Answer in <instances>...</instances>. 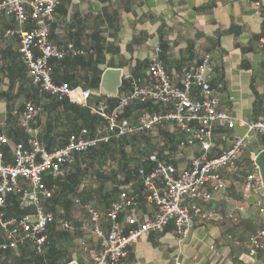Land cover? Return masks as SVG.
Listing matches in <instances>:
<instances>
[{"label":"crops","instance_id":"obj_1","mask_svg":"<svg viewBox=\"0 0 264 264\" xmlns=\"http://www.w3.org/2000/svg\"><path fill=\"white\" fill-rule=\"evenodd\" d=\"M59 1L51 24L50 42L56 49L66 51L67 56L51 63L55 83L68 84L73 90L70 97H52L32 83L19 53L18 38L5 37V32L16 26L15 22L0 13V135L9 139V146L5 147L8 163H12L13 147L18 143L27 144L34 129L39 130L38 140L49 151L64 147L69 136L81 129L89 130L90 139L105 134L102 121L90 107L100 101L114 106L118 97L127 94L130 88L122 78L118 97L111 104L109 98L100 94L104 72L109 68L121 69L123 77L131 74L146 79L157 47L161 48V61L176 86H181L183 68L197 66L210 54L211 85L220 92L221 109L239 120L264 122V6L256 0ZM36 26V22L30 21L25 30ZM85 89L92 91L86 102L80 93ZM193 98H201L199 89H194ZM27 103L41 111L25 126L23 114ZM147 108L152 109L150 104H136L126 116ZM245 133L246 129L240 126L234 131L240 136ZM123 139L129 142L124 148L126 159L116 154L115 160L108 159L102 168L97 165L87 169L82 165L81 184L70 190L67 197L61 198V184L77 170L76 157L80 155L73 164L65 166V178L52 177L49 187L47 180L51 176L45 177L51 192L44 202L45 210L56 218L49 225L51 232L48 227V236L54 238L56 248H46L41 257L50 255V258L39 264H94L101 240L91 232L89 208L100 214L101 225L108 230L107 213L112 202L123 191L135 194L137 204L120 214L119 223L125 233L137 229L155 214V208L146 201L142 185L144 177L154 169L149 155L159 152L161 160L171 159L183 169L200 152L199 147L179 148L185 137L170 127L161 129L157 136L140 133L120 140ZM215 139L210 158L220 155L233 142V136L222 129L216 131ZM259 150H264V138H251L241 159V174L224 170L227 189L221 192L209 189L211 200L197 201L203 210L233 215L238 223L197 221L182 240L170 224L165 232L150 234L133 245L127 264H173L176 258L182 264H264V248L253 257L245 247L237 245L247 242L264 225L259 213V196L244 197L245 175ZM104 171L110 176L114 172L115 176L107 182L97 180L95 175ZM111 193L113 199L106 200L105 196ZM14 198H8V219L23 215L11 211ZM60 221L70 223L71 228L64 229ZM5 238L0 229V244ZM34 255L38 254L30 247L0 251V264H24Z\"/></svg>","mask_w":264,"mask_h":264},{"label":"built area","instance_id":"obj_2","mask_svg":"<svg viewBox=\"0 0 264 264\" xmlns=\"http://www.w3.org/2000/svg\"><path fill=\"white\" fill-rule=\"evenodd\" d=\"M256 1L264 6V0ZM59 5V0H0V13L15 22L16 26L8 29L5 37L18 38L19 53L32 83L41 92L63 98L72 96L73 90L68 84L55 83L51 61L64 60L67 52L56 49L50 42L51 24ZM30 21L36 22L37 26L25 30ZM160 54L161 48L157 47L146 79L135 78L131 74L123 77L130 91L118 97L114 106L100 101L90 107L103 123L105 134L102 136L90 139L89 130L81 129L69 136L64 147L49 151L38 140L39 130L34 129L27 144L18 143L13 147L12 163H8L5 147L9 146V139L0 135V229L6 236L0 244V251H17L28 246L40 256L45 253L48 227L56 221L44 206L45 200L51 196L45 183L46 176L65 178V166L73 164L77 155L86 154L101 143L140 133L157 136L166 127L185 137L179 148L199 147L198 156L187 168L180 169L171 159L161 160L159 152L149 155L148 160L154 164V169L144 177L142 185L146 201L155 208V214L153 219L135 230L125 233L119 223L120 214L137 204L138 196L135 194L123 191L112 202L107 213L108 230L103 229L100 214L89 208L91 232L101 240V250L94 264H127L126 259L133 245L150 234L165 232L170 224L182 240L197 221L216 224L232 220L238 223V218L233 215L203 210L197 201L211 200V191L227 189L222 174L224 170L241 174V159L251 138H264V122L239 120L221 109L220 92L211 85L213 66L210 54L205 55L197 66L182 69L181 86L171 81ZM195 88L200 90L199 100L193 98ZM80 93L85 102L92 96L90 89ZM136 104H150L152 109L147 108L127 117V111ZM40 111V108L27 103L23 114L25 126ZM237 126L245 128L246 133L235 135ZM218 129L229 132L233 142L220 155L210 158L216 146ZM261 151L264 150L258 152ZM256 155L252 158L250 171L245 175L244 197L259 196V213L264 218V181L256 164ZM10 196L17 197L19 209L24 212L21 217L7 218ZM59 224L64 229L71 228L68 222L60 221ZM237 245L245 247L251 256H257L264 248V225L247 242H238ZM173 264H182V261L176 258Z\"/></svg>","mask_w":264,"mask_h":264},{"label":"trees","instance_id":"obj_3","mask_svg":"<svg viewBox=\"0 0 264 264\" xmlns=\"http://www.w3.org/2000/svg\"><path fill=\"white\" fill-rule=\"evenodd\" d=\"M111 104H114V102L116 101L115 99H107ZM100 119V118H99ZM129 145V142L127 141V139H123V140H111L108 143H101L99 145V148L96 149H92L90 150L88 153L86 154H80V156L76 157V163L75 166L77 167V170L75 171L74 174H70L63 182V184H61L62 187V191L60 193L61 198L62 197H67L69 195V191L70 190H75L76 188H78V186H80L81 184V177H83V174L80 170L82 165H85V167L87 169H94L97 165L100 166L101 168L104 167L106 165V161L109 159L111 161H114L116 158V154L123 158L126 159V152H125V147ZM118 151V152H117ZM120 167V166H119ZM106 173L105 171L102 173H97L95 176V178L97 180H101L104 179V181H108L109 179L115 176L114 172H111V176L109 175V173ZM109 175V176H108ZM52 177H49L47 180V185H52ZM46 182V181H45ZM14 197V196H13ZM113 199V193L108 194L105 196V199ZM110 200V201H111ZM8 203L9 200H8ZM11 211L15 212L16 215L19 214V216H21L22 214H24L22 211H20L19 209V204H18V200L17 197H15L13 200H11ZM52 228V227H51ZM51 228L49 227V232H51ZM56 242V241H55ZM54 242V238H52L49 234L48 236V245L47 248H56V243ZM21 248H28V246L25 247H21ZM8 252V251H5ZM46 255H44L43 257L38 256V255H34V258H31L30 260L26 261L24 264H39V263H44L46 258L48 260V258H50V255L47 256L45 258ZM45 259V260H44Z\"/></svg>","mask_w":264,"mask_h":264},{"label":"water","instance_id":"obj_4","mask_svg":"<svg viewBox=\"0 0 264 264\" xmlns=\"http://www.w3.org/2000/svg\"><path fill=\"white\" fill-rule=\"evenodd\" d=\"M123 70L121 69H107L102 77L100 85V94L109 99L118 97L119 89L122 86ZM256 164L259 167L261 177L264 181V151L257 152ZM71 264H76L75 262Z\"/></svg>","mask_w":264,"mask_h":264}]
</instances>
